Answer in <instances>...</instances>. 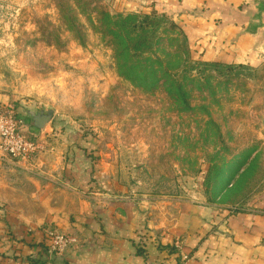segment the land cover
Here are the masks:
<instances>
[{
    "label": "rangeland",
    "instance_id": "374dc122",
    "mask_svg": "<svg viewBox=\"0 0 264 264\" xmlns=\"http://www.w3.org/2000/svg\"><path fill=\"white\" fill-rule=\"evenodd\" d=\"M164 4L0 0V107H11L18 117L22 110L53 109L46 126L54 130L34 135L41 147L35 169L19 168L0 150L7 159L0 173L21 187L10 190L11 208L38 212L29 203L34 185L24 177L46 182L48 170L55 174L62 157L75 159L77 153L112 163L117 184L141 196L199 190L207 203L232 207L259 193L264 175L260 74L245 69L220 74L188 64L176 79H160L149 88L119 75L112 41L100 27L102 15L165 13ZM170 39L163 34L159 49L173 56L177 43Z\"/></svg>",
    "mask_w": 264,
    "mask_h": 264
},
{
    "label": "crops",
    "instance_id": "0c3cea01",
    "mask_svg": "<svg viewBox=\"0 0 264 264\" xmlns=\"http://www.w3.org/2000/svg\"><path fill=\"white\" fill-rule=\"evenodd\" d=\"M163 1L192 55L264 81V0ZM39 159L16 166L32 171ZM5 161L0 155L1 170ZM113 167L77 153L62 157L55 174L48 170L46 182L24 177L34 185L29 203L38 212L10 207V190L21 187L0 173V264H44L47 229L76 241L52 264H264V175L253 199L225 207L207 203L199 190L161 197L127 192Z\"/></svg>",
    "mask_w": 264,
    "mask_h": 264
},
{
    "label": "trees",
    "instance_id": "16d2710c",
    "mask_svg": "<svg viewBox=\"0 0 264 264\" xmlns=\"http://www.w3.org/2000/svg\"><path fill=\"white\" fill-rule=\"evenodd\" d=\"M102 16L100 27L112 41L118 73L131 84L145 88L156 86L160 79H176L181 67H202L220 74H224V71H242L241 67L194 60L185 33L165 13L151 10L149 13H104ZM163 34H170V42L177 43L173 56L159 49ZM207 183L205 178V186Z\"/></svg>",
    "mask_w": 264,
    "mask_h": 264
},
{
    "label": "built area",
    "instance_id": "2783aa9c",
    "mask_svg": "<svg viewBox=\"0 0 264 264\" xmlns=\"http://www.w3.org/2000/svg\"><path fill=\"white\" fill-rule=\"evenodd\" d=\"M23 122L13 112L11 107H0V150L2 153L20 162H29L40 153L41 147L36 136L22 130ZM48 245L46 247L47 261L63 256L75 243V239L67 234H61L53 229L46 230ZM180 249V241L174 243Z\"/></svg>",
    "mask_w": 264,
    "mask_h": 264
},
{
    "label": "water",
    "instance_id": "95a60500",
    "mask_svg": "<svg viewBox=\"0 0 264 264\" xmlns=\"http://www.w3.org/2000/svg\"><path fill=\"white\" fill-rule=\"evenodd\" d=\"M52 117L53 109L39 107L35 110H22V115L19 119L23 122L22 130L32 135H38L44 131Z\"/></svg>",
    "mask_w": 264,
    "mask_h": 264
}]
</instances>
